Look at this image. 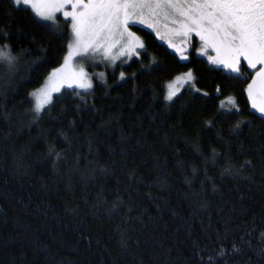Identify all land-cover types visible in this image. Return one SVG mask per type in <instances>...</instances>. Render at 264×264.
Segmentation results:
<instances>
[{
	"label": "trees",
	"instance_id": "1",
	"mask_svg": "<svg viewBox=\"0 0 264 264\" xmlns=\"http://www.w3.org/2000/svg\"><path fill=\"white\" fill-rule=\"evenodd\" d=\"M37 21L22 6L7 29L21 59L0 92V264H264V119L249 104L251 76L233 79L194 50L180 61L135 28L144 59L106 70L89 92L62 91L37 118L29 93L61 65L70 40L66 23L53 35ZM149 64L160 67L140 75ZM189 69L201 92L186 86L165 101L167 82ZM227 97L239 113L220 108ZM246 160L252 167L239 175L225 172Z\"/></svg>",
	"mask_w": 264,
	"mask_h": 264
},
{
	"label": "snow or ice",
	"instance_id": "2",
	"mask_svg": "<svg viewBox=\"0 0 264 264\" xmlns=\"http://www.w3.org/2000/svg\"><path fill=\"white\" fill-rule=\"evenodd\" d=\"M22 6L30 8L38 18L37 23L44 22L40 26L53 35H57L53 26L56 25L58 13L65 21H70L71 38L63 63L52 69L40 88L29 93L34 101L32 111L37 118L54 104V94L60 93L62 88L81 89L84 92L93 88L92 77H89L84 64L77 66L78 59L101 56L105 60L115 61L118 58L115 50H118L120 57L144 59L142 52L147 51L146 45L130 30V26L141 24L155 31L157 37L164 40L181 61H190L191 50L195 48L199 56L207 57L209 64L235 74L231 77L233 79L250 75L251 81L246 89L248 99L251 108L260 114V119H264V0H8L5 15L9 18V24L0 26V41H4L0 44V92L12 87V79L19 70L21 55H13L12 47L7 43L10 38L7 29L13 13ZM38 51L43 54L46 49L41 47ZM22 54L31 55V52L23 50ZM43 58L33 60L32 65L38 68ZM157 67L160 66L149 64L139 74L151 75ZM100 78L104 80L103 73ZM136 78L138 74L133 73L132 79ZM120 80H125L124 72L120 73ZM198 83L194 69L175 76L166 85L165 101H173L184 86H190L192 92L200 93L201 89L196 87ZM216 92L222 95L219 85ZM203 95L208 96V93L204 92ZM80 103L87 102L81 99ZM226 107L228 112L233 108L236 113L240 112L233 97L221 101L220 108ZM214 123L215 120L210 121L209 126ZM244 124L245 121L237 122L232 132L239 135ZM247 124L249 128L252 127L250 121ZM216 155L213 150V156ZM56 156L59 158L60 153H56ZM245 165L252 167V162L246 160L235 172L228 165L225 172L239 175ZM244 179L251 180L252 177ZM260 238L264 241V232H261ZM232 251L241 253L242 250L233 244ZM261 252H264V248H261ZM224 254V249H221L217 255ZM207 264H213L211 257Z\"/></svg>",
	"mask_w": 264,
	"mask_h": 264
},
{
	"label": "rangeland",
	"instance_id": "3",
	"mask_svg": "<svg viewBox=\"0 0 264 264\" xmlns=\"http://www.w3.org/2000/svg\"><path fill=\"white\" fill-rule=\"evenodd\" d=\"M24 7V6H23ZM28 9H30V8H28ZM31 10V9H30ZM67 24V26H68V28H69V33H70V38H71V31H70V21H65L64 20V18H63V16H62V14H60V13H58L57 14V22H56V25H55V27H57V28H61L64 24ZM135 28H140V29H143V30H146V31H148V32H150L155 38H156V40L159 42V43H161L162 45H164L171 53H173L178 59H179V57L173 52V50L171 49V48H169L168 47V45H167V43L164 41V40H162V39H159L158 37H157V34H156V32L155 31H153L151 28H148L147 26H145V25H141V24H136V25H132V26H130V30H132L133 32H135L136 33V31H135ZM161 31L163 32V28H161ZM136 35L137 36H139L137 33H136ZM140 37V36H139ZM142 40V39H141ZM196 44H197V47L199 46V41H198V38H196ZM195 51V54L198 56V57H201V58H204L207 62H208V60H207V57L206 56H199L198 54H197V50L195 49V48H193L191 51ZM115 55H117V59H115V61H111V60H105V59H103L101 56H95V57H92V56H89V57H87V58H85V59H78L77 60V66L79 65V64H84V66H85V70L88 72V75H89V77H92V83H93V86H94V80L96 81H98V82H100V83H103L104 81H105V75H106V70H109V69H112L116 64H118V63H123V64H126V63H128L133 57H135V56H133L131 59H129V58H127V57H120L119 55H118V50H115ZM180 60V59H179ZM181 61V60H180ZM184 62V61H183ZM63 63V62H62ZM61 63V64H62ZM209 64V63H208ZM211 65V64H210ZM211 66H213V67H215V68H218L217 66H215V65H211ZM245 67H246V65H245ZM220 69H223V68H220ZM224 70V69H223ZM225 72H227L226 70H224ZM248 71H250V70H248ZM101 73H103L104 74V80H101V78H100V74ZM232 74V73H231ZM46 80V79H45ZM173 80V79H172ZM172 80H170V81H172ZM169 81V82H170ZM251 81V79L249 80V82ZM45 82V81H44ZM169 82H167V84L169 83ZM248 82V83H249ZM248 83H247V85H248ZM44 84V83H43ZM42 84V85H43ZM166 84V85H167ZM41 85V86H42ZM40 86V87H41ZM40 87H38V88H40ZM186 86H184L182 89H181V91L185 88ZM38 88H36V89H38ZM36 89H34V90H36ZM246 89H247V87H246ZM33 90V91H34ZM64 90H73V89H68V88H62L61 89V92L62 91H64ZM76 91H78V92H84V90H81V89H75ZM33 91H31V92H33ZM90 90H88L87 92H89ZM60 92V93H61ZM166 92H167V89H166ZM57 94H59V93H56V94H54V95H57ZM246 94H247V91H246ZM166 95V94H165ZM179 95V94H178ZM247 97H248V94H247ZM32 99V98H31ZM249 100V99H248ZM32 102H33V105H34V101H33V99H32ZM249 104H250V107H251V102L249 101ZM252 109V108H251ZM252 111H254L256 114H258V115H260L259 113H257L254 109H252Z\"/></svg>",
	"mask_w": 264,
	"mask_h": 264
}]
</instances>
